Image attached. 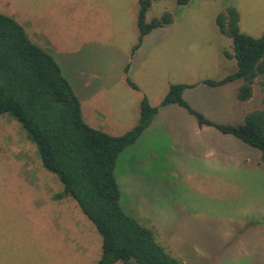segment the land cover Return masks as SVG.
<instances>
[{
    "label": "rangeland",
    "instance_id": "374dc122",
    "mask_svg": "<svg viewBox=\"0 0 264 264\" xmlns=\"http://www.w3.org/2000/svg\"><path fill=\"white\" fill-rule=\"evenodd\" d=\"M16 1L27 8V0ZM40 2L53 43L60 49L52 55L74 87L81 78L214 80L210 78L213 67L219 76L232 74L225 53L232 51L233 42L216 34L217 17L226 4L240 13L243 33L256 38L264 34V0H204L189 12L176 10L177 33L143 56L133 57L139 0ZM174 6L178 7L176 0H154L146 21L161 19ZM21 16L17 21L27 28V15ZM226 40L229 44H224ZM136 63L141 70L130 72L129 66ZM255 90L252 100L212 119L223 121L215 122L219 124L244 122L248 113L264 106V78L258 79ZM214 92L206 97L208 109L215 108L213 103L224 109V92ZM225 143L221 148L228 150L232 167L216 161L211 175L172 172L171 161L164 157L145 162L152 148L144 139L118 159L123 207L136 212L139 221L155 231L156 241L181 264H216L220 253L219 264H264V157L239 139ZM169 147L159 146L164 155ZM121 166L133 177L126 178ZM62 191L63 185L43 167L36 144L22 125L8 115L0 116V264H99L101 236L76 201L54 199ZM142 205L154 210L148 215L141 211Z\"/></svg>",
    "mask_w": 264,
    "mask_h": 264
},
{
    "label": "trees",
    "instance_id": "16d2710c",
    "mask_svg": "<svg viewBox=\"0 0 264 264\" xmlns=\"http://www.w3.org/2000/svg\"><path fill=\"white\" fill-rule=\"evenodd\" d=\"M153 1H139L140 35L133 53L153 29L172 22L169 12L161 19L146 21ZM190 1L176 0L178 5ZM217 24L233 42L238 70L222 80L203 83L220 87L239 80L237 99L246 103L255 97L258 79L264 78V34L256 38L243 33L234 6L218 15ZM127 80L138 89L130 78ZM190 87L194 85L172 84L159 106H152L144 96L138 124L123 135H110L85 121L81 101L55 57L34 43L18 21L0 13V116L8 115L22 125L36 144L43 167L63 185L54 199H73L92 222L102 238L99 264H181L156 241L152 228L123 207V191L116 175L120 155L141 138L160 108L178 104L195 116L200 126L215 127L264 157V106L248 113L242 123H215L184 98Z\"/></svg>",
    "mask_w": 264,
    "mask_h": 264
},
{
    "label": "crops",
    "instance_id": "0c3cea01",
    "mask_svg": "<svg viewBox=\"0 0 264 264\" xmlns=\"http://www.w3.org/2000/svg\"><path fill=\"white\" fill-rule=\"evenodd\" d=\"M203 1L204 0H191L187 5H178V7L174 6L169 9L172 22L162 27L155 28L146 35L139 48L134 53L132 51L133 57L143 56L146 52H149L151 48L158 47L172 35L177 33V29H175L174 26L176 22L179 21L176 14L179 11L178 9H185L184 12H189L194 6L199 7ZM42 6L43 4H41L40 0H27V8L19 5L16 0H0V13L10 16L16 21L21 20V15H27L26 20L28 22V27H25V29L30 39L34 40V43L40 45L51 54H54V50L59 51L60 49L53 43L50 35L51 26L48 23L49 18L45 16ZM225 6L232 5L226 4ZM184 17H187V15ZM45 20H47V23H44ZM216 34L228 37L224 35L220 29L216 30ZM224 44H229V40H226ZM225 55L229 57L227 62L230 63L232 74L236 73L238 67L236 59L234 58L233 45L232 51L226 52ZM129 68L132 73L141 70V66L137 63L134 67L130 65ZM211 69L213 72H210V74L213 77L211 76L210 78L216 81L231 75L226 73L224 76H219L217 67ZM123 75L125 78L126 73L123 72ZM131 78L132 80H130L136 84L138 89L132 88L127 78L124 80H112V78L110 80L81 78V80H76V87L71 84L81 101L83 117L91 127L102 130L113 136L122 135L121 132H127L130 128H134V126L138 124L142 98L146 96L152 106H158L166 96L172 84L194 85V87H190L184 91V98L195 110L201 112L214 122H223L219 121L220 119H212L213 116L217 118L215 117L216 113L222 112L226 114L230 112V108L232 112L238 105L241 104L243 106V102H239L237 99V88L241 84L239 80L220 87H211L204 83L195 87L197 82L203 80H140L134 76ZM214 91L224 92L221 102L224 109H221V106H218L219 104L215 106L214 103L212 105L215 108L208 109L209 100L206 97L209 92L214 94ZM153 98H155L156 101H153ZM213 128L215 127L200 126L196 117L191 115L185 108L178 104H172L160 108L156 117L151 121L150 126L134 145H137L141 139H144V143H150L152 148L151 154L150 156L144 157L143 160L145 162L151 159L159 160L164 157L166 161H171L172 167H170L171 169L169 170L172 172L173 170H179L183 176H197L200 173L211 175L212 164L214 162L220 161L222 164L227 163L230 165L228 150L226 148L222 149L221 146L226 145L225 142L228 143L229 140L237 141V138L233 136L226 135V138L223 137L222 133L216 128L218 132L212 131ZM162 144H168L170 146L168 154L167 152L165 155L161 153L159 146ZM128 155L131 157L133 156L132 154ZM135 158H137V155ZM141 158L142 156H139V159ZM196 161L199 162L198 165ZM123 171L126 178L132 176L126 169H123ZM127 183H130L128 185L129 187H133L131 180H127ZM140 209L141 211L143 209V211L145 210V212H148V215L154 210L153 207H145L143 205ZM130 214L136 216L137 213L130 211ZM216 256H218L219 259L215 261V263L219 264L223 256L221 253ZM240 256L241 254L236 255L235 258H240Z\"/></svg>",
    "mask_w": 264,
    "mask_h": 264
}]
</instances>
